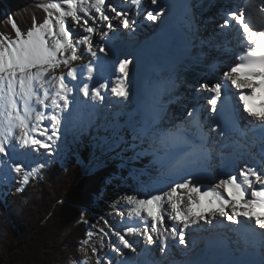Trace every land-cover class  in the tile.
I'll return each mask as SVG.
<instances>
[{
  "label": "snow or ice",
  "instance_id": "obj_1",
  "mask_svg": "<svg viewBox=\"0 0 264 264\" xmlns=\"http://www.w3.org/2000/svg\"><path fill=\"white\" fill-rule=\"evenodd\" d=\"M132 3L139 8L140 0ZM151 4L155 7L147 11L145 20L156 23L168 6H161L159 0H151ZM38 6L45 13L42 22L33 18L31 27L23 32L9 17L14 37L0 33V169L22 177L24 184L37 168L29 171L19 157L41 149L49 155L53 152L52 145L67 131L73 105L87 103V99L80 101V94L102 103L108 95L102 90L109 89L110 79L112 96L126 103L132 95L128 81L133 58L117 60L116 49L100 44L97 51L93 45L101 26L107 29L101 39L109 45L120 38L119 29L134 32L136 21L129 11L118 9L110 0H50ZM218 27V35L232 32L235 44L228 40L215 45L227 57L213 65L222 69V77L212 84H199L197 93L210 94L207 104L212 120L226 117L232 131L245 136L252 133V144L259 142L258 166L245 165L238 174L222 170L220 177L209 172L210 149L199 110L189 111L184 122L174 123L167 107L173 99L165 103L162 98L171 94L175 82L173 77H163L155 85L152 102L142 107L139 120L117 125L111 141L100 138L94 145L101 157L115 153L110 159L119 158L121 168L129 161L151 157L145 167L157 173L149 184L141 181L137 191L124 197L127 226L123 234L114 233L118 243L112 248L123 259L109 256L105 262L97 257L96 264H128L123 250L136 252L138 240L129 239L132 237H143L148 245L159 242L161 253L176 244L177 236L178 244L187 246L188 230L202 224L225 227L227 222L241 234L250 231L261 237L264 248V0H238L224 12ZM85 52L92 60L77 65ZM241 121H246L244 129ZM124 127L131 131V142L120 135ZM219 128L217 124L213 130ZM219 135L225 137L226 130H220ZM129 150L133 155L125 157L123 153ZM205 178L213 182L204 184ZM84 214L81 211L82 219ZM97 251L93 247L94 255Z\"/></svg>",
  "mask_w": 264,
  "mask_h": 264
},
{
  "label": "trees",
  "instance_id": "obj_2",
  "mask_svg": "<svg viewBox=\"0 0 264 264\" xmlns=\"http://www.w3.org/2000/svg\"><path fill=\"white\" fill-rule=\"evenodd\" d=\"M43 0H0V33L14 37L9 14L21 31L33 18L42 22ZM76 151L64 162L52 161L39 169L21 191L0 203V264H72L89 238L81 211L95 207L106 182L118 173L114 164L86 169L90 149ZM54 170V171H53Z\"/></svg>",
  "mask_w": 264,
  "mask_h": 264
},
{
  "label": "bare ground",
  "instance_id": "obj_3",
  "mask_svg": "<svg viewBox=\"0 0 264 264\" xmlns=\"http://www.w3.org/2000/svg\"><path fill=\"white\" fill-rule=\"evenodd\" d=\"M114 3L117 4L116 7H119L118 0H115ZM113 23H116V22L114 21ZM205 25H206V27L210 28L213 25V23H212V21L206 22ZM121 30H122V28H121ZM228 33H230V32H228ZM207 37H208V40H205V38L203 36L201 37L197 32L193 31L189 34L188 40L194 41L196 44H201L200 42L205 40V42L208 41L207 42L208 45H212L214 42L209 39L210 34H208ZM167 44L168 45L165 47V49H162L161 51L156 52V53H147V54H146V50L141 49L139 51V50H136L137 48L132 46L130 51L124 50L122 54H119L116 57L117 60L125 58V57L133 58V63L129 65V68L131 71H130V76H129L128 82H129V85H130L131 90H132V95H131L130 100L125 103L122 101L121 98L116 97V99L114 100L115 96H111L109 99V101H110L109 103L111 104V107L107 108L108 113L106 115H108L109 113H112L113 115H120L121 110H123V109H119L118 111L115 110V107L113 106L114 103L118 106H123L124 108H126L127 115L121 119V124H120L121 126L125 125L126 122H128L130 120H133V119L139 120L140 119V111H141L142 107L146 106L152 102V96L155 93V85L163 77H169V76L173 77L174 82H175L174 88H173L171 94L165 95L162 98L163 101L166 103L169 99H173L172 103H174V104H172V103H169V104L171 106L172 105L176 106L178 104L177 99H181L182 95L180 93V90L177 88V86H179V84L176 82V78L178 76H181V77L184 76L186 74V72H188V70H191V68H192V65H191L192 60L191 59H193L194 57L197 56V51L199 48H197V46H196L194 50L190 51L189 57L183 58L182 56L179 55L178 52L171 50L172 44L170 42H168ZM93 45H94V48L98 51L100 43L98 45V41H94V38H93ZM200 52H202L201 49H200ZM98 55H102V54H100L98 52ZM137 56H138V58L139 57L145 58V60H146L144 64L140 65L141 66L140 68L136 67V61L138 60ZM201 56H202V54H201ZM91 60H92L91 55L88 54L87 52H85L84 59L82 61H77L76 64L77 65L84 64V63H87L88 61H91ZM196 60L197 59L194 58V63ZM226 60H227V58L222 59V60H220V59L214 60L213 59L212 61L217 63L219 61H226ZM217 69H219L221 71L220 77H222V69L219 67H217ZM197 70L199 71V69L196 68L195 72H194V76H193V79L195 80L194 85L197 88H198L199 84H201L203 82H207L209 84H212V83H215L216 80L220 78V77H217L216 79H214L215 76H217V74H215L214 77L209 78L208 77L209 73H206V71H203V72H205V74L203 75V74L199 73V72H202L201 69L199 72ZM60 71H66V69L61 68ZM196 71H197V73H196ZM99 82L103 83L104 81L100 80ZM109 82H111L110 79H109ZM104 91H106V90H104ZM201 92H203V91H201ZM204 93H207V92H204ZM73 95H74V93H73ZM191 95H192V93H191ZM82 98L80 101H84L87 99V103H84V104L89 108V111H87L86 109L80 110L78 108V105L76 106V104L73 105V107H72L73 126H74V128H80V129H82V128L84 129V127H82L81 125L80 126H76V125L78 123L81 124L83 122L85 125L89 126L88 122L90 121V113L92 111V110H90L91 109L90 107H92V108L96 107V105H95L96 102H93L90 98H84V97H82ZM195 101H197V99H195ZM79 104L81 105L83 103H79ZM93 105H95V106H93ZM99 106L103 107L101 102H99ZM167 107H168V105H167ZM97 109H98V107H97ZM78 113H80L79 115H81L82 117L87 116L86 121H81L80 120L81 118L78 115ZM180 113H181V116L183 117L185 112L182 110L181 112L179 111L177 114L180 115ZM244 116L246 117V114H244ZM247 119L250 120V118H247ZM75 120H76V123H75ZM176 122L178 123V122H182V121L179 120ZM209 122H212V121H209ZM91 123H92V121H91ZM213 123H214V121H213ZM91 125H93V124H91ZM117 125H119V123L117 122L116 118H112L110 121H106L105 123L102 124L101 130L98 131V133L100 135L99 137L100 138L106 137L109 139V141H111L113 139V131L115 129L113 127L117 126ZM87 126H85V128ZM215 128H216V124H215ZM205 131H208V128ZM219 131L220 130L217 129V130H214L212 133L213 137L210 140L211 144L208 147L210 149V155H209V158L207 161L208 171L215 174L217 177H220L221 170L219 169V163L221 161V154L223 153V151L220 150L219 146H218L222 142L219 139V138H221V136L219 135ZM126 132L128 133V135H132L130 129H128V128H126V130H123V132L121 130L120 135H123L126 138V137H128L127 135H124V133L126 134ZM214 140H215L216 144L213 146ZM208 144L209 143L207 142V145ZM118 150L119 149H117V151ZM98 153H99V151H98ZM231 153H233V152L231 151ZM19 158L23 159L25 161L26 165H31L34 163L35 159L37 158V153H30L29 155H27V157L21 156ZM235 158H236V161H235L234 166L233 167H227L223 171L232 170L238 174L239 170L241 168L245 167V165H247V160H245L243 157L238 158L235 156ZM93 164H95V163L93 162ZM8 172H10V170H7V171L3 170L0 173V177H2V175H4V174L7 175ZM212 182L213 181H210V179H207V178H205L203 180L204 184H209ZM108 210L109 209L107 207V211ZM107 217H109V215ZM202 225H203V227H202L203 229L201 231L192 232V229L188 230V235L186 236L187 246L179 245L178 240H177V238L179 239V237L177 236L175 238L179 248L182 251V258L181 259H183V260L181 262L180 261L172 262L173 259L177 258L178 256L176 254L177 251H175L172 248L173 246H170L168 248L169 253H172L173 255H170L167 253H162V255H159L162 258L164 264H262V261H264V248H262L261 244H259L257 241H254L252 243L244 245L243 242H240L238 240H234L231 237L232 233H230L228 237H226L222 234V232L225 230L228 232V230L230 228V225H227V222H225V227H223L222 230L217 228L218 225H213L211 227L206 225V224H202ZM126 226H127V222L125 223L124 227H126ZM193 233H194V235H192ZM190 234L196 238L200 237L201 239H198L194 244H190V241L188 239ZM203 235H205L207 238H204ZM132 239H136V237H132ZM157 243H159V242H157ZM145 246H143V248H144L143 253L147 252V250L149 251V253L145 257V260H147L149 262L148 264H152L153 258H155L156 260L159 259V258H156V256H158L156 253V248H152L154 245H149L146 247ZM152 250H154L153 257L151 255ZM137 253H139L138 249L135 252V261H133V259L131 261L129 260L128 264H138L139 256L137 255ZM97 257H100L102 260H104L101 257V255H99ZM107 257L108 256L106 255V259H108ZM167 261H169V262H167ZM92 264H96V260Z\"/></svg>",
  "mask_w": 264,
  "mask_h": 264
},
{
  "label": "rangeland",
  "instance_id": "obj_4",
  "mask_svg": "<svg viewBox=\"0 0 264 264\" xmlns=\"http://www.w3.org/2000/svg\"><path fill=\"white\" fill-rule=\"evenodd\" d=\"M43 1L46 3L50 2V0H43ZM114 1L115 0H110V2L113 5L117 6V4L114 3ZM121 1L123 0H118V3L121 4ZM5 17H6V20L9 21V17H12V16L9 14H6ZM105 29L106 28L101 26V30L94 34V41H99L101 39V36L103 35V32L105 31ZM220 75L221 73L219 74V76L218 75L215 76L214 79H216L217 77H220ZM176 82L181 85V89L183 90L186 89V91L189 92L190 94L191 92H194L197 89L196 86L188 85L189 82H191V84L193 82L190 78L189 73H186L182 77L178 76L176 78ZM110 87H111V82L109 83V89H106V91L108 92V95L106 96V99L102 102L103 107L99 106V101L96 102L95 104L96 107L94 108L90 107L91 108L90 110L92 111L90 113V121L88 122L89 126L85 125L82 122L81 124L78 123L79 125L77 124L76 126L81 125L82 127H84V129L74 128L73 118H72L73 112H72L71 119L69 120L67 124V131L65 132L63 138L52 145L53 152L49 155L45 150L41 149L39 153H37V158L35 159L34 163L31 165H26L29 171L33 167L37 168L36 174L31 176V177H34V176H37L39 169L41 168V167H38L39 164L43 163L47 165L49 162H52V161L64 162L68 156L76 155L77 154L76 151L80 150V152L86 153L87 151L85 148H89L91 156L89 158L88 165L86 167L87 170L96 171L108 163L114 164L118 168L117 175L112 177L110 180L106 182V185L103 189L101 197L98 200H96L95 207L84 211L85 213L84 219L88 222L91 236H89L88 240H86L83 246L79 248V254L77 256V260L76 262L72 264H92L93 262H95V260L97 259V256L99 255H101V257L104 259L105 262L107 261L106 255L108 257L109 256L113 257L117 261L123 259V257L116 256L115 253L112 252V248L114 247L115 243H118L117 237L114 235V233L119 231L121 234H123L126 228L124 227V225L127 222V215H126L127 205H126V201L124 197L126 194H131L134 191H137L139 189L141 181L144 184H149L150 181L154 179L157 175L156 171L152 167H147V168L145 167L146 165L149 164V160L151 159V157H147V156L142 157L139 161H136V162L129 161L127 167L121 168L120 165L122 161L119 158L110 159V157L115 156V153H109L107 156L101 157L100 152L98 153L99 150L94 147V145L98 143L100 140V137H99L100 135L98 131L101 130V126L103 123H105L106 121H110L112 118H116L117 122L120 125L121 119L127 115L126 108H124L123 106H118L115 103L113 104V106L115 107V110L118 111L119 109H123L121 110V113H120L121 116L113 115L112 113H109L108 115H106L108 113L107 108L111 107V104L109 103L110 102L109 99L112 96L110 93ZM177 88L179 89L180 86H177ZM82 97L83 95L80 94V97H79L80 100ZM115 99L116 97L114 98V100ZM179 100L180 99H177L178 102H180ZM77 105L80 110L86 109L87 111H89V108L84 103L81 105L77 103L76 106ZM168 113L170 115L172 113L171 116H174V115L176 116L178 113V110L175 107L172 108V106L168 104ZM79 114L80 113H78V115ZM79 116L81 118L80 119L81 121H86L87 116L86 117H82L81 115ZM180 116H181V113H180ZM75 123H76V120H75ZM175 123L177 122L175 121ZM85 126H87L86 127L87 129L85 128ZM113 128H116V126H114ZM126 128L127 127L122 128V132L123 130H126ZM124 135H127L128 137L126 138L124 137V138L127 141L131 142L132 135H128L127 132L126 134L124 133ZM121 147L122 148L127 147V145L122 144ZM123 155L125 157H131L133 153L132 151L129 150V151L124 152ZM101 160H103L104 163H101ZM93 162L95 164H93ZM132 169H136L138 171H135L132 176H129V172ZM139 170H143L146 174L141 175ZM119 177H125L126 179L122 181ZM24 186L25 184L22 183V177H17L15 173L8 172L7 175L5 174L2 175V177H0V203L2 204L6 203L10 198H12L11 194L13 191H16L18 187L23 188ZM107 207L109 209L108 211H107ZM121 212L124 213L123 217L120 215ZM108 215L109 217H107ZM171 223H172L171 221H167L166 219V224H168V226L169 225L171 226ZM202 227L203 225H201V228ZM129 239H132V238H129ZM135 240H138V243L135 246H136V249L139 250V253H137V255L140 257V255L143 253V249H144L143 246L145 245L149 246V245L147 244V241L144 240L143 237H136ZM93 247H95L98 250L95 255L92 252ZM152 248H156L157 250L156 253L160 255L159 243L154 245ZM172 248L175 251H177L176 254L178 256L177 258H174L172 262L174 261L181 262L183 260L181 259L182 251L179 248L177 242ZM124 252L127 256L128 261L129 260L131 261L132 259L133 261H135V252H132L129 249H124ZM151 255L153 257L154 250L151 251ZM156 258H159V259L156 260L155 258H153V263L151 262L152 264H164L160 256H156Z\"/></svg>",
  "mask_w": 264,
  "mask_h": 264
},
{
  "label": "water",
  "instance_id": "obj_5",
  "mask_svg": "<svg viewBox=\"0 0 264 264\" xmlns=\"http://www.w3.org/2000/svg\"><path fill=\"white\" fill-rule=\"evenodd\" d=\"M232 163H233L232 160H227L226 162H224V163L222 164V167H223V168H227V167H229L230 165H232Z\"/></svg>",
  "mask_w": 264,
  "mask_h": 264
}]
</instances>
